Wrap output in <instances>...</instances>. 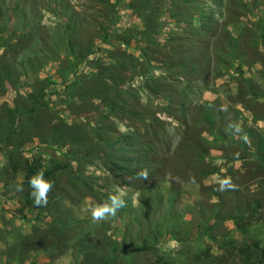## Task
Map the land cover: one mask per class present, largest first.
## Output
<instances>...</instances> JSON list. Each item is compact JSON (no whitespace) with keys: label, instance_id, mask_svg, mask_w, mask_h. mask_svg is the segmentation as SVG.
Returning <instances> with one entry per match:
<instances>
[{"label":"rangeland","instance_id":"1","mask_svg":"<svg viewBox=\"0 0 264 264\" xmlns=\"http://www.w3.org/2000/svg\"><path fill=\"white\" fill-rule=\"evenodd\" d=\"M11 111L0 264H242L225 242L264 240V0H0V140ZM33 161L60 167L41 210Z\"/></svg>","mask_w":264,"mask_h":264},{"label":"trees","instance_id":"2","mask_svg":"<svg viewBox=\"0 0 264 264\" xmlns=\"http://www.w3.org/2000/svg\"><path fill=\"white\" fill-rule=\"evenodd\" d=\"M124 43L129 44L127 42H124ZM106 78L108 79V77H106ZM113 82L116 86H118V83L115 82V80H113ZM15 113H16L15 111H11V115L9 116L8 122L5 125L4 135H2L1 140H0L1 142L5 143V146H9L11 144L12 136L15 133V122H16ZM140 115H141L140 113L135 114V116L138 117V119H141ZM148 133L149 134L151 133V141L148 142V144H146V146L144 148L145 154L141 156V158H140L141 160H139V163L140 164H147L150 167L151 162L149 160L148 154L151 151H155L156 149H158L160 145L158 143L157 134H155V135L152 134V130H150V129L148 130ZM130 162H132V160ZM18 169H19L18 166H15L13 168V170L15 172H17ZM21 169L25 173V186L27 187V190L25 192V200H24L25 207L30 208V209H39V210L44 209L45 206H39L38 207V206L34 205L33 199L29 195V193L31 192V188L29 186L28 181L34 174H36L39 171H43L45 179L51 180L54 183V186L51 190V192H52L58 186V182H59L58 176L60 173V167L54 168L51 170H45V169H43V166L41 163H39L38 161H33L30 163H25ZM87 188L89 190H92V188L90 186H87ZM51 192L48 193V201L50 200L49 197L51 195ZM259 208L260 207H259L258 201H254V202H252L247 214L250 213L252 215H256ZM174 213H175L174 210H171L170 215L172 217H174L173 216ZM235 217L237 218L238 216L237 215L231 216V217L225 216V215L221 214V211H219L217 213L218 221H221V222H223L229 218L233 219ZM209 228L213 229L212 226H209ZM243 233L245 236H249L247 231H245ZM206 234H207V232H206ZM207 235L209 237L211 236V234H207ZM211 237L213 239H215L213 236H211ZM146 247H148V245L146 244V241H145V245H143L141 249H146ZM223 247L225 248V250H227L231 254L232 257L240 256L242 258V264H264V240H257V239L252 238V239H250L249 242L244 241L242 243L236 244L235 239H230L227 242H225ZM148 250L151 252L156 251V250H151L150 248ZM114 251H117V248L114 249ZM159 263H161V264H175L173 261H168L166 258H160L159 260L157 258V263H152V264H159Z\"/></svg>","mask_w":264,"mask_h":264},{"label":"clouds","instance_id":"3","mask_svg":"<svg viewBox=\"0 0 264 264\" xmlns=\"http://www.w3.org/2000/svg\"><path fill=\"white\" fill-rule=\"evenodd\" d=\"M145 178H147L146 174ZM28 183L31 188L29 195L33 199L34 205L38 207L45 206L48 202V193L51 192L54 186L53 181L45 179L44 172L39 171L29 179ZM225 186H230L228 180L222 181L221 187L223 188ZM124 196L125 193L123 191L117 190L105 202L96 204L86 210L90 211L91 218L94 222L107 220L110 217H114L121 208L126 206Z\"/></svg>","mask_w":264,"mask_h":264}]
</instances>
